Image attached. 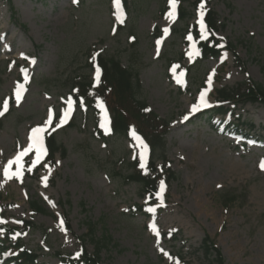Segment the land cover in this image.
Segmentation results:
<instances>
[{"label": "rangeland", "instance_id": "rangeland-1", "mask_svg": "<svg viewBox=\"0 0 264 264\" xmlns=\"http://www.w3.org/2000/svg\"><path fill=\"white\" fill-rule=\"evenodd\" d=\"M120 1L124 11L115 0H0V111L8 101L0 116V238L3 226L33 223L21 244L37 254V264H64L82 246L93 253L107 236L100 264H207L200 245L208 236L224 264H264V105L234 106L216 92L248 81L264 86V0H177L182 20L176 11L174 20L168 16L170 0ZM204 10L216 14L215 37L233 52L197 59L186 35L195 26L205 31L198 22ZM98 53L137 73L139 99L167 124L153 153L163 206L157 198L150 206L141 186L126 182L141 140L132 132L106 134L105 110L73 103L67 123L56 127L72 84L96 82L90 58ZM202 92L209 106L193 112ZM221 107L230 111L208 112ZM50 110L43 137L53 132L64 154L51 161L44 154L29 172L33 148L20 162L22 178L7 179L8 162L30 144L33 129L46 125ZM231 122L241 125L232 131ZM30 201L44 213L32 212Z\"/></svg>", "mask_w": 264, "mask_h": 264}, {"label": "trees", "instance_id": "trees-1", "mask_svg": "<svg viewBox=\"0 0 264 264\" xmlns=\"http://www.w3.org/2000/svg\"><path fill=\"white\" fill-rule=\"evenodd\" d=\"M181 9L178 11V18L184 19ZM206 23L209 31L217 30V16L214 12L208 10L206 12ZM217 40L211 35L206 41L200 42L198 45L200 55L202 57L217 56L220 50L216 47ZM233 52L231 45L227 47ZM97 65L101 70L99 83L94 86L90 80L75 82L70 87L74 100L79 98L85 99L94 106L96 102L105 104L111 115V133L114 135H126L128 126H135L138 132L148 141L150 146V155L148 166L141 168L135 160L128 164L131 170L126 176V182H134L141 186L142 194H149L151 197L159 190L161 176L156 174L154 167L156 157H153L155 150L161 149L162 137L165 133L167 124L163 120L158 119L157 115L147 110L145 103L138 97V80L137 73L131 69L124 68L114 57H104L98 55L93 58V64ZM242 90V91H241ZM222 100L231 104L244 103H260L264 105V86L248 81L244 87H239L233 91L219 89L216 91ZM225 108L221 107L218 112H225ZM69 126H74L73 120ZM149 138V139H148ZM48 159L52 160L56 153L64 154L65 149L56 141L54 134H50L47 139ZM150 140V142H149ZM29 206L35 213H44L43 204L39 201H30ZM35 225L28 221H23L17 227H5L7 233L18 232L21 235L25 230L34 228ZM95 224L91 221L87 222L86 236L93 238L95 236ZM5 234V240L0 239V256L4 259V264H36L37 255L30 249L23 248L20 238L13 244L8 246L4 242L11 240ZM83 243L84 237L79 238ZM111 243L110 237H101L94 243V252L88 253L85 249L77 258L63 259L67 264H100L98 252L101 246ZM200 250L204 254L207 264H224V258L221 251L215 243L205 236L200 245ZM61 258V256H58Z\"/></svg>", "mask_w": 264, "mask_h": 264}, {"label": "snow or ice", "instance_id": "snow-or-ice-1", "mask_svg": "<svg viewBox=\"0 0 264 264\" xmlns=\"http://www.w3.org/2000/svg\"><path fill=\"white\" fill-rule=\"evenodd\" d=\"M115 3L117 5V7H119L120 4V0H115ZM176 4H177V0H170V6H171V11L169 12L168 16L170 18H172L173 20L175 19V8H176ZM204 5L203 3H201L200 8L203 9ZM203 11H201L199 13V23L201 26V29L204 28V23H203ZM123 16V11H120V17ZM122 22V20H121ZM165 32H167L168 30L165 29ZM201 38L202 39H206L207 36L204 32H202L201 34ZM189 40L192 39L191 36L188 37ZM159 43V42H158ZM181 75H183V73H181ZM99 78H100V70L97 69L96 71V81L99 82ZM211 83V76L209 77V84ZM23 85H20L19 88L16 91V102L19 103L20 99H21V94L23 91ZM207 93L206 92H202L200 97H199V102L193 106L192 111L196 112L199 111V109L201 107H208L209 105L207 104L205 97H206ZM67 109L63 112V114L60 117V122L59 124L56 125V127H62L65 123H67L68 118L71 115V111H72V107H73V101L71 98H69V100L67 101ZM82 106V105H81ZM100 108L103 110V104H100ZM8 110V101L5 100L4 104H3V110L0 111V116H2L4 114V112H6ZM185 119H187V117H185ZM53 122V116L50 110V114H49V119L48 121H46V125L44 127H38L36 129L32 130V133L30 134L29 140H30V144L29 147L24 149V151L20 152L14 160H11L8 162V165L5 167L4 169V175L7 179H12L13 177L16 178H22V165H21V160L24 156H26L33 148H35L36 151V158L32 161V166L29 167L27 169V171L31 172L32 168H34L38 163H40L41 157L45 154L43 151V134L48 130V126H51ZM105 133L107 134L108 132V118H107V112L103 111V121L100 125ZM53 131H55V128L52 129ZM135 135V134H134ZM136 139H139V137H136ZM141 148L142 151L140 153V167L141 168H145L146 166V155H147V146L143 145V142L141 141ZM13 164H16L17 170L15 172L10 173L9 169L11 168V166ZM260 168L262 171H264V161H261L260 163ZM47 178H45L46 180ZM165 191V184L164 181L162 180L160 182L159 185V192L156 194L157 199L161 200V206H163V193ZM149 211L154 212L155 209L154 208H149ZM0 223H3V221H0ZM61 230H63V221H61ZM153 231H155V228H153Z\"/></svg>", "mask_w": 264, "mask_h": 264}, {"label": "bare ground", "instance_id": "bare-ground-1", "mask_svg": "<svg viewBox=\"0 0 264 264\" xmlns=\"http://www.w3.org/2000/svg\"><path fill=\"white\" fill-rule=\"evenodd\" d=\"M5 32V30H3V33ZM203 108V107H202ZM29 147V144H25V147L23 148L22 151H24V149L28 148ZM234 169L235 171L238 173V174H242V169L240 168L239 165H235L234 166Z\"/></svg>", "mask_w": 264, "mask_h": 264}]
</instances>
